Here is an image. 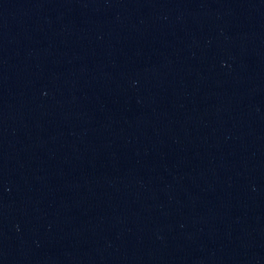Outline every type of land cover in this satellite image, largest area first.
<instances>
[{
  "label": "water",
  "instance_id": "water-1",
  "mask_svg": "<svg viewBox=\"0 0 264 264\" xmlns=\"http://www.w3.org/2000/svg\"><path fill=\"white\" fill-rule=\"evenodd\" d=\"M0 264H264V0H0Z\"/></svg>",
  "mask_w": 264,
  "mask_h": 264
}]
</instances>
